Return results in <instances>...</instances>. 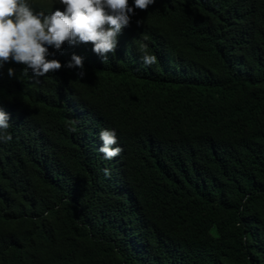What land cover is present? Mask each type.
I'll return each instance as SVG.
<instances>
[{"label":"trees","instance_id":"1","mask_svg":"<svg viewBox=\"0 0 264 264\" xmlns=\"http://www.w3.org/2000/svg\"><path fill=\"white\" fill-rule=\"evenodd\" d=\"M92 47L0 68V264H264V0H155Z\"/></svg>","mask_w":264,"mask_h":264},{"label":"clouds","instance_id":"2","mask_svg":"<svg viewBox=\"0 0 264 264\" xmlns=\"http://www.w3.org/2000/svg\"><path fill=\"white\" fill-rule=\"evenodd\" d=\"M155 0H0V68L9 62L23 65L21 75L37 78L54 73L62 68L56 59H47L53 53L49 48L61 50L64 44H91L92 51L108 60L114 55L118 45V36L130 26L135 10L147 11ZM141 21H137L139 26ZM145 54L142 63L151 66L157 62L155 55L147 53V45H142ZM63 67L76 69V76L81 80L85 76L83 58L73 54ZM7 75H15L13 68H8ZM9 114L0 109V140L12 139L8 129ZM75 133V127L69 128ZM102 142L99 152L105 160H111L121 154L123 149L117 145L114 130H102L99 133ZM105 177L109 169L103 170Z\"/></svg>","mask_w":264,"mask_h":264}]
</instances>
